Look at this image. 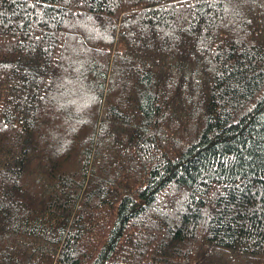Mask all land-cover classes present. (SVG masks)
<instances>
[{"label":"trees","instance_id":"16d2710c","mask_svg":"<svg viewBox=\"0 0 264 264\" xmlns=\"http://www.w3.org/2000/svg\"><path fill=\"white\" fill-rule=\"evenodd\" d=\"M0 264H264V0H0Z\"/></svg>","mask_w":264,"mask_h":264}]
</instances>
